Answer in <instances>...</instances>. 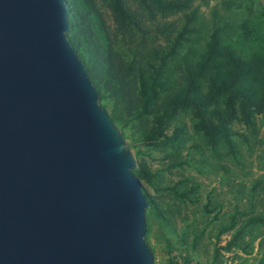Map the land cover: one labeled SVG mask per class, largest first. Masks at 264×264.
<instances>
[{"label": "water", "instance_id": "95a60500", "mask_svg": "<svg viewBox=\"0 0 264 264\" xmlns=\"http://www.w3.org/2000/svg\"><path fill=\"white\" fill-rule=\"evenodd\" d=\"M67 31L65 0H0V264H153L135 155Z\"/></svg>", "mask_w": 264, "mask_h": 264}, {"label": "rangeland", "instance_id": "374dc122", "mask_svg": "<svg viewBox=\"0 0 264 264\" xmlns=\"http://www.w3.org/2000/svg\"><path fill=\"white\" fill-rule=\"evenodd\" d=\"M227 1L233 6L227 8ZM263 2L189 0L188 9L155 15L152 19L132 4L134 19L123 32L116 31L103 1L95 0L94 5L113 50L128 62L138 61L152 51H168L184 23V16L191 10L196 11L193 26L197 33L191 37L198 38L195 46L198 54L208 40L213 21L236 28L250 16L248 8L256 14ZM189 45L184 42L176 50L175 58L169 61L174 78L179 75V58ZM98 102L108 116L114 112L120 117L113 124L120 129L137 159L144 161L154 174L151 184L141 182L145 193L156 203V207L148 206L144 211V240L153 264H264V224H246L250 217L264 214L261 188L264 186V122L259 116L255 117L253 128L238 123L232 125L234 155L227 154L222 146L215 151L207 148L201 134L194 130L188 113H180L173 121L182 131L175 149L144 148L135 146L141 133L138 121L126 123L122 111L114 108L109 97ZM175 162L179 165L173 166ZM257 182L260 184L253 190ZM232 218L234 226L220 234ZM240 228L242 232L236 244L227 247V242Z\"/></svg>", "mask_w": 264, "mask_h": 264}, {"label": "trees", "instance_id": "16d2710c", "mask_svg": "<svg viewBox=\"0 0 264 264\" xmlns=\"http://www.w3.org/2000/svg\"><path fill=\"white\" fill-rule=\"evenodd\" d=\"M94 1L65 0L67 38L99 99L111 98L126 123L138 121L140 124L141 133L135 146L175 149L182 131L173 121L180 113H188L194 130L201 134L207 148L215 151L222 146L227 154L234 155L232 125L238 123L253 128L257 116L264 122V2L256 14L248 8L250 16L236 28L213 21L208 40L198 54L195 49L198 38L191 37L197 33L193 26L196 11L191 10L184 16V23L168 51H152L138 61L125 62L113 50L103 22L97 18ZM101 1L106 4L118 32L131 26L132 4L149 19L189 8V0ZM225 6L230 8L233 3L227 1ZM184 42L190 45L179 58V75L174 78L169 61L175 58L176 50ZM109 117L112 122L120 118L114 112ZM134 155L137 165L133 174L140 182L151 184L154 174L144 161L137 159L136 153ZM176 165L179 164L175 162L173 166ZM259 184L257 182L253 190ZM261 188L264 190V186ZM143 192L148 206L156 207L154 199ZM234 224L233 218L230 219L220 234ZM246 224H264V214L250 217ZM241 232L242 229H238L226 246H234Z\"/></svg>", "mask_w": 264, "mask_h": 264}]
</instances>
